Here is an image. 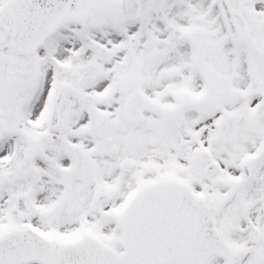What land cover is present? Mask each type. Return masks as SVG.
Masks as SVG:
<instances>
[{
  "label": "snow or ice",
  "instance_id": "1",
  "mask_svg": "<svg viewBox=\"0 0 264 264\" xmlns=\"http://www.w3.org/2000/svg\"><path fill=\"white\" fill-rule=\"evenodd\" d=\"M0 264H264V0H0Z\"/></svg>",
  "mask_w": 264,
  "mask_h": 264
}]
</instances>
